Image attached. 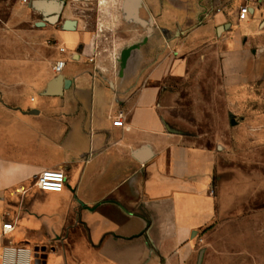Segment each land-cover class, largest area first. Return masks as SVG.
<instances>
[{"label":"crops","instance_id":"crops-1","mask_svg":"<svg viewBox=\"0 0 264 264\" xmlns=\"http://www.w3.org/2000/svg\"><path fill=\"white\" fill-rule=\"evenodd\" d=\"M32 1L0 0V264H192L240 196L264 201V177L240 185L229 147L190 145L165 82L212 52L223 87L264 88V6L239 21L240 0H62L64 31ZM58 76L69 86L45 96ZM229 119L264 139V118ZM43 170L63 171L61 192L37 189Z\"/></svg>","mask_w":264,"mask_h":264},{"label":"rangeland","instance_id":"rangeland-1","mask_svg":"<svg viewBox=\"0 0 264 264\" xmlns=\"http://www.w3.org/2000/svg\"><path fill=\"white\" fill-rule=\"evenodd\" d=\"M116 33L118 28H103L100 37L112 38ZM165 86L166 115L185 133L190 145L217 153L220 147H229L223 164L239 173L238 184H258L264 177V139L247 137V124L232 133L229 118H264V88L223 87L212 52L204 53L188 76L168 79ZM252 191L250 196H240L238 208L199 234L204 239L198 243L192 264L200 250L204 251L201 264H264V201L257 202V190Z\"/></svg>","mask_w":264,"mask_h":264},{"label":"built area","instance_id":"built-area-1","mask_svg":"<svg viewBox=\"0 0 264 264\" xmlns=\"http://www.w3.org/2000/svg\"><path fill=\"white\" fill-rule=\"evenodd\" d=\"M240 5L237 11V19L239 21L245 20L248 16L250 9L253 8L259 9L264 6V0H240ZM63 50L60 49V52ZM64 62L58 61L54 67L53 72L55 75H59L63 69ZM113 126L121 127L122 126V117L119 116L117 120L112 122ZM65 183V176L63 171L61 170H43L41 171L35 181V186L41 192H49V193H59L63 190ZM13 226L11 224H3L2 225V233L8 234L12 232ZM11 249L4 248V254H7ZM20 250V249H19ZM17 264H21V262L17 261ZM3 264H9L5 259L3 260Z\"/></svg>","mask_w":264,"mask_h":264},{"label":"water","instance_id":"water-1","mask_svg":"<svg viewBox=\"0 0 264 264\" xmlns=\"http://www.w3.org/2000/svg\"><path fill=\"white\" fill-rule=\"evenodd\" d=\"M56 1L58 3L56 5H52L49 2L45 3L44 0H34V1H32V8H33V10H36L37 12H40L43 15H48L47 22L54 24L57 22L58 13H59L60 8H61L62 0H56ZM36 25L42 26V25H44V23L40 21ZM62 27H63V30H65V31H73L75 29L74 28L75 22L65 21L63 23ZM225 28H228V26H226ZM221 29L222 28H219V31ZM68 86H69V81L62 80V78L58 76L48 84V87L45 91V96H49V97L50 96H61L63 90L65 88H67ZM146 159H147L146 154H143L140 156V161H145ZM203 253H204L203 250L199 251L196 264H201L202 258H203ZM35 255H36V259H38L37 251H35Z\"/></svg>","mask_w":264,"mask_h":264},{"label":"flooded vegetation","instance_id":"flooded-vegetation-1","mask_svg":"<svg viewBox=\"0 0 264 264\" xmlns=\"http://www.w3.org/2000/svg\"><path fill=\"white\" fill-rule=\"evenodd\" d=\"M47 19H48V17H47ZM65 21H72V20H62V17L58 14V19H57V22L55 23V24H58V25H60V27H61V29L63 30V23L65 22ZM45 22H47V21H45ZM72 22H74V21H72ZM75 28V27H74ZM76 29V28H75ZM75 29L73 30V31H75ZM65 31V30H64ZM101 32H102V30H101Z\"/></svg>","mask_w":264,"mask_h":264}]
</instances>
